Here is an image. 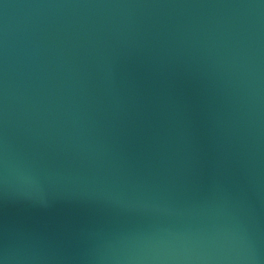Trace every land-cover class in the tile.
Segmentation results:
<instances>
[{
  "label": "water",
  "instance_id": "obj_1",
  "mask_svg": "<svg viewBox=\"0 0 264 264\" xmlns=\"http://www.w3.org/2000/svg\"><path fill=\"white\" fill-rule=\"evenodd\" d=\"M3 264H264V0H0Z\"/></svg>",
  "mask_w": 264,
  "mask_h": 264
},
{
  "label": "clouds",
  "instance_id": "obj_2",
  "mask_svg": "<svg viewBox=\"0 0 264 264\" xmlns=\"http://www.w3.org/2000/svg\"><path fill=\"white\" fill-rule=\"evenodd\" d=\"M0 264H3V262H2V261H0Z\"/></svg>",
  "mask_w": 264,
  "mask_h": 264
}]
</instances>
